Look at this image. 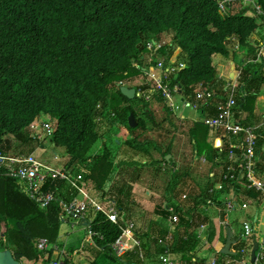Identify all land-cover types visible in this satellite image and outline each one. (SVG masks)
Returning a JSON list of instances; mask_svg holds the SVG:
<instances>
[{
    "label": "trees",
    "instance_id": "16d2710c",
    "mask_svg": "<svg viewBox=\"0 0 264 264\" xmlns=\"http://www.w3.org/2000/svg\"><path fill=\"white\" fill-rule=\"evenodd\" d=\"M258 4L264 12V0ZM249 12L243 0H234L226 14L217 0H0V154L10 156L15 142L31 145L35 139L31 125L48 116L56 123L49 135L52 143L66 150L70 159L65 168L76 177L83 176L81 185L91 181L102 190L111 180L116 153L107 146L110 129H118L115 145L146 157H151L150 150L155 149L162 156L158 162L172 167L174 158L167 160L172 155L171 145L158 144L147 136L139 140L150 124L157 126L150 101L166 104L151 85L135 80L143 75L150 54L147 45L152 37H169L159 51L160 58L170 61L179 51L184 64L172 77L171 85L178 84L187 102L206 110L227 96V82L219 77L215 58H228L238 47L247 48L252 60L264 45V16ZM241 68L240 94L236 98L238 119L246 126L264 125V115L255 114L264 88V62H248ZM122 83L141 97H125ZM200 90L212 95L209 102L198 100ZM152 94L148 101L145 97ZM210 109L209 117L218 115L215 108ZM166 110L173 115L167 104ZM132 114L138 123L135 129L129 124ZM205 126L193 123L188 130L195 153L205 155L212 170L221 173L229 164L230 141L221 147L210 144L207 150L202 149L199 128H206V135L211 132ZM106 127L108 130L103 132ZM100 143L103 149L93 155ZM257 162L264 174V128L258 132ZM167 169V205L163 204L161 216L169 219L177 215L179 222L171 234L173 240L166 246L161 241L168 239V232L153 240L151 236L141 240L145 257L160 259L170 248L171 254L181 256L185 264H206L207 260L198 257L204 247L199 230L209 226L207 239L211 247L220 235L219 223L211 221L206 213L209 202L223 205L217 195L220 199L225 192L243 193L255 200L259 195L241 185L233 191L226 186L224 192L214 195L216 182L191 187L187 183L190 171L174 170L169 174L171 170ZM219 178L220 174L217 183L221 182ZM21 181L25 182L0 169V233L3 226L7 229L4 239L0 235V252L10 251L22 264H31L43 256L38 250L40 240L58 244L67 208L77 192L67 183L49 181L42 190L53 193L54 200L43 209L22 191ZM92 214L85 220L104 255L113 262L139 264L135 257L125 262L116 256L113 246L122 235L120 227L102 214ZM222 231L225 235L226 229ZM245 246L238 245L237 256L220 253L219 260L240 261ZM47 255L49 264L53 250Z\"/></svg>",
    "mask_w": 264,
    "mask_h": 264
},
{
    "label": "crops",
    "instance_id": "0c3cea01",
    "mask_svg": "<svg viewBox=\"0 0 264 264\" xmlns=\"http://www.w3.org/2000/svg\"><path fill=\"white\" fill-rule=\"evenodd\" d=\"M217 57L218 59L225 58L228 60V58L221 55ZM228 64H231L230 61H228ZM221 65L223 66V64ZM236 73V67L233 66L230 70L229 76L231 80L235 81ZM221 79L224 80L223 77H221ZM262 101H264V93H262L257 102L255 110V114H257V116L264 115V107H261V104L263 103ZM215 105L216 104L210 107L215 108ZM210 107L206 110L201 107L200 109L195 110V118H198L199 114L203 119L208 118L212 112V109H210ZM195 118L193 119L196 121L197 119ZM195 121L194 123H196ZM210 134V138H216V140L214 143V140H212L211 142L210 139L209 143H213L212 145H216L219 147L220 140L224 138V133H212L211 131ZM36 136L37 137H35L34 142L28 146H21L19 143L15 142L14 146L12 147L13 152L11 156L28 157L33 155L42 163L50 167L57 169L65 168L67 162L70 159L69 155L67 154V156H63V158L61 156L58 157L55 152L52 155L49 149L50 147H48L46 144L49 140L52 143V137L50 136V138H47L46 132H43L42 130L37 131ZM52 145L55 147L53 143ZM122 148L123 145L118 144L116 151H114L116 153V158L114 163L113 175L109 183L107 182V184L105 185L104 189H98L96 185L91 181L82 186L93 198L97 199L101 204H108L110 201L115 202L117 204V208L119 209L123 224L135 225V239L141 244V240H144L149 236H151L153 240L157 235L163 234L164 232H168L167 234L171 235L176 225L171 223V217L169 219H165L161 216V214H163V204L167 199L165 188L159 181L161 177L163 175H166L167 173V167L164 164L161 165L160 162H158L161 153L157 150L151 149V157H146L142 154L135 155L133 152H127V150L125 151ZM172 155L175 161V165H172V167L180 170L181 162L177 161L173 151ZM63 159H67V162L64 166L61 165ZM212 168L213 167L211 165L210 167H208L209 178L210 180L212 179V183L216 182V184H218L217 176L220 174V171L216 170L218 172L217 173L216 171H213ZM21 187L22 189L26 188L27 183L21 181ZM217 194H219V192ZM217 197L219 202H222L223 205H209L206 213L211 221H217L219 223L220 235L215 246L211 247V245H208L207 239L209 226H204L202 229H200L199 235L204 247L198 253V257L200 259L207 260V263H210L211 261L216 259L218 261V264H253L252 259L255 243L260 246V249L262 248V246H264L263 214L259 210H255V207H257L255 206L256 200L252 198H246L243 193L236 194L234 192L222 193L220 195V199L218 195ZM231 201H236L239 204H248L249 210L247 211L251 212H228L227 205ZM165 205L167 204L165 203ZM169 206H171L172 210L174 204L171 203V205ZM261 206L262 205H259L258 208ZM68 215L70 216V218H72V220L77 219L69 211L67 216ZM92 215L96 216V214L94 213ZM251 216L253 217L252 221H250ZM65 220L66 221H64L61 227V232H59L60 237L58 244L53 245L55 247L53 249V255L49 263L54 264L55 261L59 260L63 261V264H65L66 262H71L72 264H119L118 262L109 260L108 256L104 255L103 249H99L96 246L95 241L90 234L91 228L86 220H83L81 226L79 227H75L73 225L72 231L70 232L63 229L64 224L70 223V221H67V218H65ZM250 222L252 223L254 235L247 239L244 236L243 226L245 223L250 224ZM223 228L226 229L225 235L222 231ZM228 228L233 231L235 239L237 241V244L232 247V251L236 254L235 256L238 255V245L242 243H245L246 245L243 249L244 251L242 252L240 261L230 258L219 260V254L225 248L227 243ZM126 240L128 241V245L131 250L127 252L123 257H121V260L130 262V260L135 257V261L139 264H161L160 259H150L145 257V260H142L140 257V249H142V245L139 249V247L136 246L134 240ZM152 252H156L154 246ZM47 257L49 258L48 255ZM173 258L177 264H185L181 256L173 255Z\"/></svg>",
    "mask_w": 264,
    "mask_h": 264
},
{
    "label": "built area",
    "instance_id": "2783aa9c",
    "mask_svg": "<svg viewBox=\"0 0 264 264\" xmlns=\"http://www.w3.org/2000/svg\"><path fill=\"white\" fill-rule=\"evenodd\" d=\"M223 14H226L231 9L234 0H217ZM245 7L253 6L256 16H264V12L261 6L258 4L259 0H243ZM167 45V42L150 41L147 48L150 52V60L145 62L143 68L142 81L145 84L151 85L154 94L160 95L169 107L171 113L177 116L182 121L191 120L190 117H180L179 112L181 110L180 104L195 111L200 109L199 106L193 105V103L187 102L183 95L182 90L178 84L172 86V77L176 72L183 67L174 62V58L170 61L162 58L158 61H154L155 56H159V51ZM177 60V58H176ZM254 64H261L264 62V45L259 49L256 58L248 61ZM247 62V63H248ZM246 64H244L245 66ZM242 68H239L235 81L227 84L225 91L227 96L223 99H219L215 108L218 115L215 117H208L204 119V125H206L212 132L224 133V138L220 140V146L226 141H230L231 153L229 155V164L225 170L220 173L221 182L215 186L212 191L214 195L218 192H224L226 186H230L233 191L236 186H242L248 191H253L259 195V200L264 203V174L258 169L257 162V146H258V132L264 128L261 126H246L238 119V98L239 96V80L241 78ZM122 88L126 87L124 83L120 85ZM198 100L209 102L212 95L207 91L200 90L197 92ZM138 97H141V93H137ZM145 96V95H144ZM152 95H147L145 98L149 101L152 99ZM194 106V107H193ZM198 123V121H195ZM30 129L33 132V137L36 136V132L42 130L48 134H52V126L42 119L35 121ZM0 169H5L9 175L16 176L27 183V187L23 188L25 194L30 196L33 200H36L41 207H47L53 200V193H44L43 187L49 181H60L67 183L71 186L73 192H77V196L68 207V211L72 213L78 222L76 227L81 226L82 221L87 218L91 213L104 215L109 222L120 227L122 235L116 241L113 248L118 258L123 257L127 252L131 250L128 245V240H134L136 246L141 248V243L135 239V225H124L121 219L117 204L110 201L108 204H101L97 199L93 198L84 187L81 185L83 176H74V174L66 168H53L38 160L35 156L28 157H16L5 156L0 154ZM186 198V197H185ZM210 205H217L215 201L209 202ZM228 212L235 211H247L249 210L248 204H239L236 201H231L227 205ZM173 211V210H172ZM172 224L179 222V217L173 215L170 218ZM244 236L248 239L254 235V230L251 224H244ZM91 232V231H90ZM93 238L92 232L90 233ZM172 235L168 236V239L164 243L165 246L168 242L172 241ZM55 246L50 245L46 240L39 242L38 248L42 252L53 250ZM140 257L145 260V255L142 249H140ZM264 261V246L257 252V261L254 264H261ZM161 264H177L171 254L170 248L165 250V253L160 258ZM54 264H63V261H55ZM206 264H218L215 259Z\"/></svg>",
    "mask_w": 264,
    "mask_h": 264
},
{
    "label": "rangeland",
    "instance_id": "374dc122",
    "mask_svg": "<svg viewBox=\"0 0 264 264\" xmlns=\"http://www.w3.org/2000/svg\"><path fill=\"white\" fill-rule=\"evenodd\" d=\"M249 9L251 10V12H249L250 15L255 16V10H254L252 5L249 7ZM168 39H169L168 36H163L161 40H158L155 37L154 38L152 37L151 41L155 40V41H160V42H168L169 41ZM255 40H258V37H255ZM238 49L239 48L237 47L236 52L231 53L230 57H228V60L225 58L224 59H221V58L218 59V57L215 58V60H214L215 67L218 71L219 77L220 78L223 77L224 80L227 82V84L232 83V81H234V80H231L229 77L231 68L233 66H235L236 72H238L239 68L244 66V64H247V62L251 59L247 48H244V49L241 48L240 50H238ZM177 52L178 53L176 54V57H173L175 59L174 62H177V64L179 66L184 65L182 60H181V58H182L181 52H179V51H177ZM146 57H147L146 62H148L150 60L149 57H151V56L148 55ZM153 58H154V61H158V60L162 59L158 55L153 57ZM176 58H177V60H176ZM219 60H221V61H219ZM228 61H230L231 64H228ZM221 64H223V66ZM135 80L137 83L143 82L142 77H138ZM130 84H132V83H130ZM262 102L263 103L261 104V107H264V101H262ZM150 104H151L150 108L152 110V113L155 115V118H156L157 126L150 124L149 129L146 132L145 136H141L139 140L140 141L146 140V136H147L148 138L157 141L158 144L161 143V144H164L165 146L171 145L172 151L175 154L177 161L181 162V169L176 170L175 167H169V168L167 167L169 170H171V171H169V174L174 173V170L176 172L190 171L191 172V176H190L191 179H188V181L187 180L186 181L191 187L195 186V184H198L197 186H199V188L206 186V184L208 182L212 181V179L210 180L209 175H208L209 174L208 167H210L211 164L207 161L205 155H203L202 157H199L195 153V149H194V146L192 144V138H191L189 131H188L195 121L193 119L196 117L195 112L193 110L187 108L186 106L180 104L181 110L179 112V116L181 118L183 116L184 117L187 116V117L191 118V120H186V121L181 122L180 120H178L177 116H174V115L171 116V114H169L167 112L166 104H163V103L158 102V101H154V99L150 101ZM143 118H145V117H143ZM41 119L44 122H49V124L52 127L55 126V124H56L55 121L54 120L51 121L50 117H48V116H44ZM195 119H197V121L199 123L204 124V119L200 116V114L198 115V118H195ZM171 121L173 122L172 124H171ZM176 128H178L179 130H176ZM105 130H108V128L106 127L103 130V132ZM205 133H206V128L200 127L199 132H198V136L200 138L201 148L202 149L205 148L207 150L208 145H210L209 140L211 139V142H212V140H214V143H215L216 138L215 139L210 138L211 134L206 135ZM49 135L50 134L46 133L47 138H50ZM106 139H107L108 148H110L113 151H116L117 146L115 144L117 143L116 139H118V129H115L114 131H111V129H110L107 133ZM46 144L48 147H50L49 149H50L52 155L55 152L58 155V157L61 156L63 158V156H67L66 150L64 148L54 147L52 145V143L50 142V140ZM102 149H103V144L100 143L99 145H97L94 148L93 155L100 153V151ZM122 149H124L125 151L127 150V152L132 153L131 149H129L128 147L123 146ZM161 159H162V156H159V161ZM66 162H67V159L66 160L63 159L61 162V165L64 166ZM161 165H163V163ZM167 175L168 174L166 173V175H163L161 177V179L159 180L161 182V184H163L164 188H165V184L168 182ZM190 188L189 187L187 188L188 189L187 192L190 190ZM256 203H259L260 205H262L259 208L255 207V210H259L263 214V220H264V204L259 199L256 200L255 205H256ZM47 207H45V208H47ZM41 208H43V207H41ZM45 208H43V209H45ZM247 212H251V211H247ZM66 218H67V221H70V223L64 224L63 229L70 232V231H72L73 225L76 227L78 219L72 220V218H70L69 215L66 216ZM250 219H251L250 221H252L253 217L251 216ZM250 224L252 225L251 222H250ZM83 232H85V231H83ZM38 250H39V248H38ZM39 252H42V251L39 250ZM48 252L49 251L42 252L41 256L42 255L43 256L41 258V261H39L37 263H31V264H46V262L48 260V257H47ZM118 263L122 264V263H120V261ZM20 264H22V263L20 262ZM49 264H51V263H49Z\"/></svg>",
    "mask_w": 264,
    "mask_h": 264
},
{
    "label": "water",
    "instance_id": "95a60500",
    "mask_svg": "<svg viewBox=\"0 0 264 264\" xmlns=\"http://www.w3.org/2000/svg\"><path fill=\"white\" fill-rule=\"evenodd\" d=\"M122 93L125 97H127L130 100H135L137 97V91L135 89H130L127 87H123L122 89ZM129 124L130 127L135 129L138 126L136 117L134 114H132L129 118ZM53 133V132H52ZM173 156H168L167 160L168 162H171ZM7 232V229L5 228V226H3V230L2 233H0L1 238H5V233ZM228 233V239H227V243L225 248L221 251V254L225 255V256H235L236 254L232 251V247L237 244V241L235 239L234 233L233 231L228 228L227 230ZM260 246L255 243L254 246V250H253V264L256 263L257 261V252L259 251ZM0 264H20V262L18 260H16V258L14 257V255L10 252V251H3L0 252Z\"/></svg>",
    "mask_w": 264,
    "mask_h": 264
}]
</instances>
